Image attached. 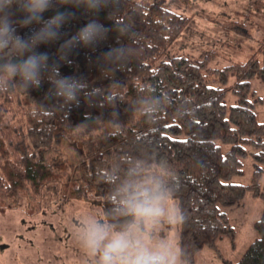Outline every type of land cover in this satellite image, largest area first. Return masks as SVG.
<instances>
[{"label":"trees","instance_id":"trees-1","mask_svg":"<svg viewBox=\"0 0 264 264\" xmlns=\"http://www.w3.org/2000/svg\"><path fill=\"white\" fill-rule=\"evenodd\" d=\"M51 5L44 20L57 11L72 16L58 39L36 51L47 53L61 76L83 78L87 87L71 106L48 92L47 77L39 88L0 92V206L34 214L80 198L98 205L107 220L121 184L154 178L173 189L172 203L183 215V263H192L204 247L221 256L218 239L236 234L222 206L242 203L247 192L264 201V121L256 114L264 96L251 85L254 77L264 80V37L243 61L223 66L217 61L226 49L201 38L191 48L200 50L196 56L163 59L186 39L193 18L169 8L167 0H117L96 14L60 0ZM239 5L231 28L252 36L243 19L253 9L261 18L263 3ZM9 16L25 39L42 26L24 25L25 13L15 4ZM92 19L109 29L107 37L66 50L62 59L61 45ZM113 47L124 49L122 58L105 57ZM14 55L12 48L0 52L5 59ZM228 92L235 103H227ZM220 142L230 146L226 153ZM249 146L255 148L252 180L235 182ZM255 226L258 237L242 257L223 264H264V207Z\"/></svg>","mask_w":264,"mask_h":264},{"label":"clouds","instance_id":"clouds-1","mask_svg":"<svg viewBox=\"0 0 264 264\" xmlns=\"http://www.w3.org/2000/svg\"><path fill=\"white\" fill-rule=\"evenodd\" d=\"M61 4L83 7L96 14L112 8L117 0H60ZM13 4L25 13L24 25L42 26L28 38L16 33L9 16ZM51 0H0V52L12 48L14 58L0 57V92L16 85L25 90L39 88L47 77L51 87L48 92L60 98L67 106L79 103L80 94L87 87L83 78L61 76L55 64H49L47 53L36 51L40 43L59 38V29L72 14L57 11L47 20L43 13L50 9ZM98 20H89L61 45V58L66 50L76 46H91L108 35ZM124 49L113 47L105 54L109 60H118ZM54 75L50 79L49 74ZM112 204V216L105 220L86 216L75 230V238L91 258V264H182L181 248L170 240H153V232L160 223L178 224L183 220L180 209L172 203L173 189L154 178L121 184Z\"/></svg>","mask_w":264,"mask_h":264},{"label":"rangeland","instance_id":"rangeland-1","mask_svg":"<svg viewBox=\"0 0 264 264\" xmlns=\"http://www.w3.org/2000/svg\"><path fill=\"white\" fill-rule=\"evenodd\" d=\"M246 1L248 0H167L169 8L181 14L192 15L193 18L187 27L186 39L171 45L162 58L167 59L176 54L191 53L193 42L201 38L208 39L212 44L226 49L224 50L227 52L225 57L217 61L219 66L231 61H243L252 49H255L256 45L258 47L256 41L264 37L262 36L264 15L261 18L256 16L259 13L255 12L256 9L253 8V13H250L252 10H247L246 17L243 19L252 36H246V33L242 35L231 28L232 24H235L233 18H236L237 15L240 17L239 6L241 5L239 4L242 2L244 4ZM259 2L263 3L264 8V0H259ZM255 17H259L260 20H255ZM248 21L250 22L248 23ZM262 39L259 40L262 41ZM208 44H202V46ZM192 53V57H194L200 53V50ZM251 85L258 95L264 96L263 79L254 77L251 79ZM226 100L228 104H233L236 102V96L228 92ZM256 114L258 120L264 121V104L257 103ZM220 144L222 152L226 153L230 146L221 142ZM254 150L253 146L248 147V154L242 158L244 172L235 175L232 178L233 181L244 184L251 182L253 173L251 153ZM261 181L264 182V175ZM263 207V199L260 196L252 195L251 192L244 195L240 204L222 206L235 228L234 239L228 235L218 239L217 245L221 256L215 249L204 247L196 254L195 260L189 264H223L225 260L238 261L251 242L258 237L255 222L261 217ZM86 216L104 219L98 205L80 198H69L60 206L44 208L34 214H27L24 209L20 208L11 209L0 206V238H73L70 239L72 245H67L65 248V254L68 255L66 264H91V258L81 248L74 234L79 222ZM40 225L41 227H39ZM178 228L179 223H160L154 229L153 240H170L178 244ZM34 261L36 263V259ZM0 264H30V262H17L10 254L2 257ZM182 264L186 263L182 261Z\"/></svg>","mask_w":264,"mask_h":264},{"label":"crops","instance_id":"crops-1","mask_svg":"<svg viewBox=\"0 0 264 264\" xmlns=\"http://www.w3.org/2000/svg\"><path fill=\"white\" fill-rule=\"evenodd\" d=\"M70 239L73 238H0V259L11 254L17 262L66 264L65 248L72 245Z\"/></svg>","mask_w":264,"mask_h":264}]
</instances>
